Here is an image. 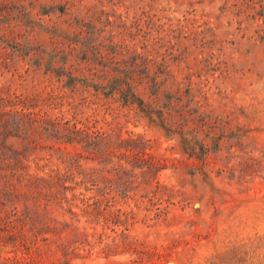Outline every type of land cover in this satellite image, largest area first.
<instances>
[{
    "label": "rangeland",
    "instance_id": "374dc122",
    "mask_svg": "<svg viewBox=\"0 0 264 264\" xmlns=\"http://www.w3.org/2000/svg\"><path fill=\"white\" fill-rule=\"evenodd\" d=\"M0 93L167 158L40 235L6 212L5 264H264V0H0Z\"/></svg>",
    "mask_w": 264,
    "mask_h": 264
},
{
    "label": "trees",
    "instance_id": "16d2710c",
    "mask_svg": "<svg viewBox=\"0 0 264 264\" xmlns=\"http://www.w3.org/2000/svg\"><path fill=\"white\" fill-rule=\"evenodd\" d=\"M33 105L0 93V244L7 237L2 228L6 212L18 213V221L30 223L40 235L45 231L34 216L56 208L93 209L107 184L126 191L165 188L155 176L167 158L149 156L139 134L124 137L91 131L69 119L26 109ZM12 137L21 138L22 147L10 143ZM127 150L134 153L133 164L113 162L118 152ZM47 157L56 166L45 171L46 164L40 162Z\"/></svg>",
    "mask_w": 264,
    "mask_h": 264
}]
</instances>
